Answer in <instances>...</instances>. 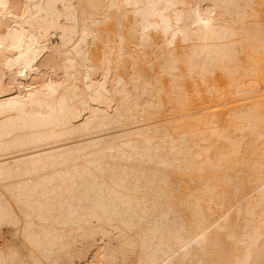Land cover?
<instances>
[{
	"label": "bare ground",
	"instance_id": "1",
	"mask_svg": "<svg viewBox=\"0 0 264 264\" xmlns=\"http://www.w3.org/2000/svg\"><path fill=\"white\" fill-rule=\"evenodd\" d=\"M0 264H264V0H0Z\"/></svg>",
	"mask_w": 264,
	"mask_h": 264
}]
</instances>
